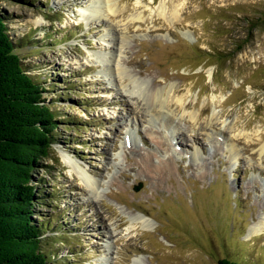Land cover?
Returning <instances> with one entry per match:
<instances>
[{
    "label": "rangeland",
    "instance_id": "obj_1",
    "mask_svg": "<svg viewBox=\"0 0 264 264\" xmlns=\"http://www.w3.org/2000/svg\"><path fill=\"white\" fill-rule=\"evenodd\" d=\"M99 1L0 0L58 114L32 217L67 223L45 247L57 264H264V232L245 236L264 214V0ZM118 69L172 95L151 111Z\"/></svg>",
    "mask_w": 264,
    "mask_h": 264
},
{
    "label": "trees",
    "instance_id": "obj_2",
    "mask_svg": "<svg viewBox=\"0 0 264 264\" xmlns=\"http://www.w3.org/2000/svg\"><path fill=\"white\" fill-rule=\"evenodd\" d=\"M7 20L0 11V264H57L66 257L47 249L43 234L67 222L34 219L32 205L41 199L33 172L51 154L58 114L16 52ZM218 264L235 263L223 256Z\"/></svg>",
    "mask_w": 264,
    "mask_h": 264
},
{
    "label": "bare ground",
    "instance_id": "obj_3",
    "mask_svg": "<svg viewBox=\"0 0 264 264\" xmlns=\"http://www.w3.org/2000/svg\"><path fill=\"white\" fill-rule=\"evenodd\" d=\"M98 2L100 3L99 0H98ZM102 2H103V4L101 6H103V7L105 6L108 11L112 9L111 7L113 5L110 2V0H102ZM89 8L93 12H97L98 11V5L97 6H93V7L90 6ZM80 10H82V9H80ZM158 12H159V14H163L164 13V8H163L162 5L159 8V11ZM83 13L85 14V12H83ZM100 16H103V15H100ZM169 16H170V18H176L177 17L176 10L174 8L171 10ZM118 73L119 74H123L124 76H128L130 85L132 86L131 91L134 92L139 97H144L145 100H146V103H147L149 109H151V111H153L152 109H154V107H156V106H158V107H162L163 106L164 107V103L168 102L165 97H168L169 98L172 95V94L169 95V92L170 91L167 92V95H163L162 94L163 93L162 91H159V90L156 91V90L147 88L146 86H144V84H143L142 81H139L138 79H135L133 76L127 74L124 70L118 69ZM171 100L174 101L178 105H181L182 104L181 103V101H182V98L181 97H178V98L171 97ZM189 114H191V113H189ZM243 135L244 136H247L249 134L248 133L246 134V132H243V133L240 132V131L237 132V136H240L241 137ZM250 138H252V137H250ZM261 150H264V143H263V145H261ZM138 155L143 160V162H144V164L146 166L147 171H149V172H158L159 171L158 169H161V166H159L158 168H155L152 165V163H151V160L152 159L151 158H148V157L147 158H145V157L143 158V156L141 157V155L139 153H138ZM67 160H68V163H70L71 165H73V162H71L72 160H70L69 158ZM74 167L75 166L73 165L72 166V170L73 169L75 170V172L77 173V175L80 177L81 181H83L86 185H88V187L90 189L94 190V188H95L94 186L96 185L95 179L94 178L92 179L89 175H87L86 172L83 169L76 168V167L74 168ZM162 167H164L165 169H167V167H165V166H162ZM259 203H260L261 206H264V197H262L259 200ZM255 218H256V220H251L250 224L248 225V227L246 229V233H247L245 235L246 237H248L250 235H255L256 236V235L261 234V233L264 232V214H263V212H261L260 210L257 211V214H256V217ZM135 221H137L139 223L140 227H142L143 229H146V230L152 229L153 228V225H154V220L152 218H150V217H148V216H146L144 214H140V213L137 214V216L135 217ZM140 261H141V258L140 257H136V258L132 259V261H131L132 263H130V264H140Z\"/></svg>",
    "mask_w": 264,
    "mask_h": 264
}]
</instances>
